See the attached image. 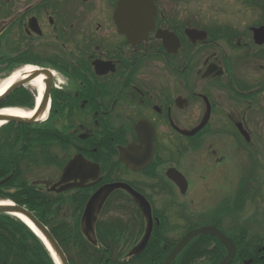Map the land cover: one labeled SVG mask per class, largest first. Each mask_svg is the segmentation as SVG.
Listing matches in <instances>:
<instances>
[{
    "label": "flooded vegetation",
    "instance_id": "flooded-vegetation-1",
    "mask_svg": "<svg viewBox=\"0 0 264 264\" xmlns=\"http://www.w3.org/2000/svg\"><path fill=\"white\" fill-rule=\"evenodd\" d=\"M27 65L52 80L48 118L30 131L64 151L63 163L46 161L58 180L30 181L42 198L87 202L125 183L151 202L157 226L166 215L154 201L186 195L197 171L203 200L216 189L220 203L212 223L188 231L216 225L238 251L264 259L256 206L243 216L246 202L264 203V0H0V75ZM76 158V175L60 186H83L52 190ZM115 199L142 215L129 192L107 201ZM8 216L0 214V264H32V237ZM130 244L127 254L137 240Z\"/></svg>",
    "mask_w": 264,
    "mask_h": 264
},
{
    "label": "trees",
    "instance_id": "trees-1",
    "mask_svg": "<svg viewBox=\"0 0 264 264\" xmlns=\"http://www.w3.org/2000/svg\"><path fill=\"white\" fill-rule=\"evenodd\" d=\"M29 107L35 106V95L27 88L21 87L14 91L5 101H0V108L4 107ZM4 135L0 141V182L6 177L13 174L12 178L0 186V194L13 200L15 203L26 207L29 211L45 223L59 244L67 254L70 264H163L167 253L153 252V249L148 247L143 254L132 257L117 256L112 252L110 241L116 238L108 239L112 234L120 231L119 225L121 220L110 218L108 221L99 219L97 224V237L99 240L98 246H93L89 243L80 231V220L75 222L65 220L59 223H52L54 221V214L50 215L51 210L58 201H50L48 198H42L41 193L30 186V181L25 178V169L27 166L24 163L29 162L30 149H34V143L41 141H49L44 131L36 127L31 130L30 125L8 123L2 126ZM1 127V128H2ZM1 130V129H0ZM31 133V138L28 137ZM23 142V144H22ZM29 151V152H28ZM27 168V167H25ZM88 195L79 200L77 197L73 199L79 207L74 211L77 213L84 207ZM47 201H50L49 204ZM64 202V201H63ZM109 202V201H108ZM75 204V206H77ZM48 205V207H47ZM61 214V213H59ZM67 217V216H66ZM163 225V223H162ZM24 229L29 232L32 237V264H55L51 254L45 247L44 243L33 234L30 229L23 225ZM159 230L156 227V231ZM115 235V234H114ZM117 235V234H116ZM154 238V237H153ZM153 238L151 242H153ZM110 240V241H109ZM215 242L216 249L208 251V244L210 241ZM80 245V252L74 250L71 256L68 245ZM113 244V243H112ZM226 255V249L217 238L210 236H199L195 238L177 257L173 264H198L201 258H205V264H218ZM23 256H27V252H23ZM253 258L252 264H264V259L254 253H247L243 251L239 245V251L235 257L234 263L242 261L243 259Z\"/></svg>",
    "mask_w": 264,
    "mask_h": 264
},
{
    "label": "rangeland",
    "instance_id": "rangeland-1",
    "mask_svg": "<svg viewBox=\"0 0 264 264\" xmlns=\"http://www.w3.org/2000/svg\"><path fill=\"white\" fill-rule=\"evenodd\" d=\"M16 71L21 72L20 67H18V69H16V70H12L11 68H9L5 72L2 71L1 73L3 75L2 76L0 75V81L5 79L6 77H9L10 75H12ZM29 84H26L24 87L29 89L35 95V101H37L38 98L36 96H37L38 92L34 87L30 86ZM55 85L57 87L59 85H62V83H60V80L58 78L55 80ZM6 99H4L3 101H5ZM11 107H15V106H11ZM22 108L29 110V107H26V108L22 107ZM49 111H50V103L48 104V109H47L45 116L43 117L41 122L45 123L44 121H46V119L48 118ZM10 123H12V122H10ZM47 126H48L47 124H44L41 126V128H45ZM0 129H1L0 130V141H1L2 136L4 135V129H3V127L2 128L0 127ZM22 144H23V142H22ZM43 144H44L43 141H41L40 143H35V145L33 146L34 149L30 150L31 154L29 156V162L24 163L25 165H27V166H25L27 168L24 167V169H25V178L28 181L33 182V181H39V180H50L52 182V181L58 180L60 177L61 171L58 170L57 166H53V164H51V163H50V165H46V161L52 160V157L54 160V158L57 156L61 160L60 161H56L57 159L54 160L55 164L58 165V163H63L64 161H62V160H63L64 151L61 149V147L57 148L56 146L50 145L49 143H48V146L46 147ZM71 153H72V151H71ZM184 155H183L182 160H184V158H185ZM69 157H70V154L67 156L66 159L68 160ZM179 165L181 166L182 170H186V171L190 172L187 169L185 161L182 162L181 160H179L178 166ZM190 174L192 176H196V177H195V179L194 178L192 179L191 186H190L186 195L183 196L178 192L177 201H167L169 199L168 195L160 194L161 195L160 200L154 201L157 208L159 210H161V213L166 215V218L164 217V221H162L163 225L161 223L158 226L159 234L160 233L162 234L163 232H165L168 235L165 234L167 237L165 236V238H162V237L158 236V234H157L158 230L155 231L157 233H156V235L153 236L154 237L153 242H151L149 245V247L153 249V252L167 253V257H168V255L170 254V250L173 249L174 245L176 244L175 242H178V240L185 233H187V231L189 229L195 228L198 226H202V225L207 224V223H212L211 221L214 219V217L212 216V213H210L208 215V212L210 210L211 211L213 210V212H215V213L218 212L217 210H218V206L220 203V201H216L217 195H218V190H216V189L210 190V192L215 196V198H213L210 201H204L203 199H205V198L209 199V196H207L205 194L206 190L204 191L205 186H204L203 180L200 179V174H198L197 171H195V172L191 171ZM37 184L41 185L39 183H37ZM57 187H60V185H57ZM1 195L4 197L3 194H1ZM62 195H64V194H62ZM66 195H69V193L65 194L64 196H66ZM65 198H68V197L66 196ZM192 198L195 199V201H193L194 203H192V201H191ZM75 204H76V202L73 201L72 198L70 200H65L64 202L63 201L55 202V204L51 210V213H50V215L54 214L52 216V217H54V221L52 223H59L60 224L61 221H65V220L67 221V219L70 222H71V220H72V222L77 221V219L80 220L83 208H82V210H80L81 209L80 208L78 211V214L75 215V213H74V209L76 208ZM253 205L256 206L257 211L259 212V215L257 217L261 222L260 227L262 229H264V203L263 202H261V201H258L257 203H253V201L246 202V206L244 208L247 211L244 212V214H243L244 219H248V216L253 217L256 214V210L253 208ZM59 213H62V214H59ZM0 214L1 215L7 214V215H9L8 217L10 220L15 219V220L19 221V219L14 217L15 215L12 213L0 212ZM206 214L208 215L207 217H205ZM33 215L41 223H43L35 214H33ZM110 218L111 219L115 218V219L121 220V221H119L121 225H119L120 231L114 233L115 235L112 234L111 236H109L108 239L113 238L114 236H117V238L114 239L115 243L112 244L111 241L109 240L110 241L109 245H111V249H112V252L114 254H116L117 256H120V255L125 256V255H127V251L130 250V248H129L131 245L130 239H131V241L137 240V243L141 240V238L144 234L143 232H144V227H145L144 218L138 212V210L136 208H134L131 201H117L116 199H115V201L110 200L106 204L104 213L100 216V219L105 221V222L108 221ZM19 222H21V221H19ZM168 222H169V226L167 224ZM43 224L46 225L45 223H43ZM176 225H177V227H176ZM195 225H197V226H195ZM255 225H256V223H255ZM166 226H168L169 228L164 230L165 228H167ZM193 226H195V227H193ZM261 239L262 238H259L258 240L261 241ZM208 241H210V244L207 245L208 251H211L213 248H216L217 245L215 244V242H212L211 240H208ZM42 242H43V240H42ZM173 243H175V244H173ZM79 248H81L80 245H73V243H70L68 245V249L70 251L71 256L75 255L74 254L75 249L77 252H80L81 250L79 251ZM49 253L52 256V253L50 250H49ZM205 261H206L205 258H201L200 263H198V264H203ZM174 262H175V260H174Z\"/></svg>",
    "mask_w": 264,
    "mask_h": 264
},
{
    "label": "water",
    "instance_id": "water-1",
    "mask_svg": "<svg viewBox=\"0 0 264 264\" xmlns=\"http://www.w3.org/2000/svg\"><path fill=\"white\" fill-rule=\"evenodd\" d=\"M5 28H3L1 31H3ZM43 75L44 76V82H45V90L42 95V98L39 103H37L36 107L33 110V115L30 118H23V117H9L4 116L0 114V122L7 123V122H16L21 124H35L42 121L43 116L45 115L47 108H48V100H49V93L52 85V80L49 74H44L43 71H33L28 73L27 75H24L22 79L19 81H16L14 84H12L5 93L0 96V101L6 99L13 91L16 89L25 86L26 84L30 83L35 78ZM49 77V78H48ZM2 110H0L1 112ZM204 124L198 126L196 129H194L191 132H188L190 134H194L197 130L202 128ZM78 160L77 158L74 159L67 169L64 172V177L58 183L57 185L64 184L67 182L70 178H73L75 174H73L75 170V165H77ZM71 167H73V170H71ZM95 172L92 176V178H96L98 175L96 167H94ZM178 176L181 177V174L178 172ZM183 177V176H182ZM10 177L5 178L0 182V185L6 183ZM177 182L179 184L183 183L182 178L177 177ZM83 182V181H82ZM57 185H55L52 190H56ZM83 186V184H70L67 186H60L57 191L63 192L68 189ZM118 189H123L133 197L135 202L139 205L142 214L144 216L145 222H146V229L145 234L142 238V240L133 248V250L129 253V256L134 255H140L142 254L148 243L151 239L152 232L154 229V217H153V208L151 203L139 192L135 191L133 188H131L129 185L125 183H112L107 184L101 188H99L88 200L86 203L82 220H81V231L85 238L92 243L93 245H97V236H96V224L98 221L99 214L101 213L106 201L108 198ZM0 212L4 213H12V214H20L21 216H25V218L28 219V221L35 227L36 233L38 236H43L45 240V244L52 248V250L55 252L57 258L60 260L61 264H70L68 257L66 253L64 252L63 248L60 246L59 242L55 239L52 232L48 229L47 226H45L43 223H41L30 211H28L26 208L16 205L14 203H11L10 205H1L0 206ZM203 234H209L212 236H215L219 238V240L223 243V245L227 249V255L225 258L219 263V264H231L234 260V257L237 252V247L233 241V239L229 238L226 234H224L222 231H220L217 226H207L198 228L192 231H189L172 249L168 257L166 258L165 262L163 264H172L176 257L184 250V248L197 236L203 235ZM253 262V259L245 260L242 264H251Z\"/></svg>",
    "mask_w": 264,
    "mask_h": 264
},
{
    "label": "bare ground",
    "instance_id": "bare-ground-1",
    "mask_svg": "<svg viewBox=\"0 0 264 264\" xmlns=\"http://www.w3.org/2000/svg\"><path fill=\"white\" fill-rule=\"evenodd\" d=\"M35 67L33 66H27L26 69L23 72H14L12 75H10L9 77H6L5 79H3L2 81H0V96H2L5 91H7V89L14 84L16 81H19L20 79H22V77L24 75H27L28 73L34 71ZM30 86L34 87L37 90V102L39 103L42 95L44 93V89H45V82H44V77L43 75L35 78L32 82H30L29 84ZM33 111L26 110L22 107H6L4 108L0 114L4 115V116H9V117H23V118H30L33 115ZM3 122H0V127H2ZM71 170H73V167H71ZM75 173V171H73ZM11 203L9 201H2L0 200V206L1 205H10ZM15 216L23 219V221H25V223L33 230L35 231V227L28 221L27 218H25V216H21L20 214H14ZM36 233V232H35ZM40 239L43 240V243H45V240L43 238V236H39ZM48 249L51 251L54 260L56 262V264H61L60 260L57 258L55 252L52 250V248L48 245Z\"/></svg>",
    "mask_w": 264,
    "mask_h": 264
}]
</instances>
